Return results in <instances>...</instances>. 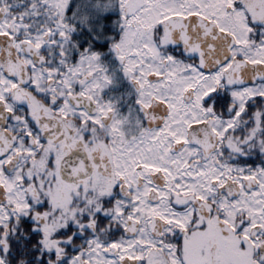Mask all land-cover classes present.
Segmentation results:
<instances>
[{
  "label": "snow or ice",
  "instance_id": "1",
  "mask_svg": "<svg viewBox=\"0 0 264 264\" xmlns=\"http://www.w3.org/2000/svg\"><path fill=\"white\" fill-rule=\"evenodd\" d=\"M0 264H264V0H0Z\"/></svg>",
  "mask_w": 264,
  "mask_h": 264
}]
</instances>
